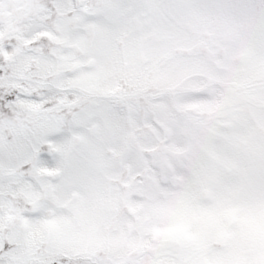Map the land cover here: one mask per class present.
Instances as JSON below:
<instances>
[{
    "label": "snow or ice",
    "instance_id": "1",
    "mask_svg": "<svg viewBox=\"0 0 264 264\" xmlns=\"http://www.w3.org/2000/svg\"><path fill=\"white\" fill-rule=\"evenodd\" d=\"M0 264H264V0H0Z\"/></svg>",
    "mask_w": 264,
    "mask_h": 264
}]
</instances>
